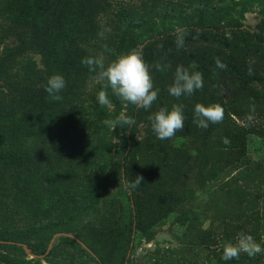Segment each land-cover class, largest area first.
Masks as SVG:
<instances>
[{"label":"trees","instance_id":"obj_1","mask_svg":"<svg viewBox=\"0 0 264 264\" xmlns=\"http://www.w3.org/2000/svg\"><path fill=\"white\" fill-rule=\"evenodd\" d=\"M110 6V0H0V112L5 106H12L26 113L25 125L20 130L11 131L0 125V169L9 171L7 177L0 180V192L6 201L23 208L37 223L46 221L44 226L29 232L33 239L39 241L37 244L22 242L20 237L4 236L0 237V251L26 253L54 264H130L143 220L157 223L172 210L182 208L189 200L184 191L177 189L182 186L183 171L190 162L189 152L185 148L173 146L171 139H157L151 129L148 117L161 107L170 109L173 104L183 105L184 128L175 137H189L203 149L213 131L222 128L219 142L222 143L221 157L225 163H232L235 159L236 162L246 160L249 138L255 134L263 135L261 129L251 124L250 118L264 104V83L260 74L247 64L245 55L217 54L200 49L187 51L181 48L172 49L168 54L163 52L149 56L150 50L161 45L173 46L171 43H175L176 30L150 37L144 47H136L142 51L144 60L153 61L146 63L152 65L150 69L156 77L154 88L159 89L157 100L146 110L148 134L140 142L136 141V130L143 119L144 109L129 104L127 116L132 117L135 123L123 125L122 149L111 172L113 181L127 194L130 220L124 224L115 223L113 218L117 201L112 199L98 225L89 228L90 237L86 240L62 235L59 238L60 245L56 246L54 241L53 248L43 245L44 241L49 242L53 232L70 234L73 228L72 225L65 226V223L52 221L66 210L62 202L67 196L58 183L65 182L66 175L58 174V181L47 193L43 192V184L51 177L47 172L43 173L41 168L33 167L35 163H29L28 157L25 160L26 149L32 141L44 144L73 137L79 124H82L81 119L87 116L86 106L88 112L94 114L98 108L94 105L98 92L110 90L104 89L103 82L97 79L96 74L81 63L87 56L104 52V48L98 51V47L105 44V31L110 26ZM184 29H187L186 43L204 39L226 44L228 32L239 33L248 36L251 50L264 55V38L257 29L234 25L221 28L190 25ZM101 32L104 33L103 37L99 35ZM10 39H13L11 45L7 44ZM28 50L38 53L43 62L44 82L39 88L13 82L9 72L15 58ZM244 53L248 51L244 49ZM217 58L226 68L217 67ZM111 60L107 59L106 63ZM193 62L195 68H192ZM156 63L170 64L171 67L163 72L157 71L154 67ZM178 65L201 72L203 89L179 99L170 96L167 89L173 83ZM57 74L64 77L66 87L58 93L61 99L52 100L44 89L48 78ZM222 80H235L237 83L229 102L222 100L219 89ZM197 103L220 105L224 112L223 121L209 124L206 129L197 127L193 123V109ZM231 116L244 120V124H236ZM224 138L228 139V144L223 143ZM136 156L142 161L143 168L139 175L144 179L141 186L130 188L128 184L137 176L132 167ZM186 229L191 230V233L192 229L196 230L195 218L189 220ZM202 238L205 240V236ZM1 257L6 259L7 256L0 253V260ZM12 261L1 260L0 264L17 262ZM25 263V260L19 262ZM216 264L254 262L246 256L228 261L220 257Z\"/></svg>","mask_w":264,"mask_h":264},{"label":"rangeland","instance_id":"obj_2","mask_svg":"<svg viewBox=\"0 0 264 264\" xmlns=\"http://www.w3.org/2000/svg\"><path fill=\"white\" fill-rule=\"evenodd\" d=\"M110 1V26L105 31V44L98 47V51L105 45L111 50L104 52L106 60L138 46L144 47L150 37L190 25L250 27L257 29L264 38V0ZM226 37V44L195 39L184 42L183 49L245 55L247 64L260 74L264 83V55L251 50L248 36L228 32ZM12 43L13 39L7 41V44ZM171 44L173 46L165 44L150 50L149 56L178 50L176 43ZM244 49L248 53H244ZM145 62L153 63L148 59ZM9 72L15 83L39 88L44 82L41 56L31 50L16 57ZM151 73L154 82V71L151 70ZM236 86L235 80L220 82L223 101H231ZM107 93L112 107H101L96 101L94 105L98 108L91 114L86 106V112L85 109L83 112L87 116L81 119L82 124H79L78 131L70 139H56L44 144L32 141L27 146L25 160L28 157L29 163H35L33 167L41 168L43 173L47 172L51 177L43 184V192L47 193L58 181V174L66 175L65 182H58L67 196L62 202L66 210L52 221L65 223V226L72 225L73 228L70 234L53 232L49 242H43L48 248H53V241L56 246L60 245L59 238L62 235L85 240L90 237L89 228L98 225L112 199L117 201L113 218L115 223L124 224L130 220L127 194L113 181L111 175L122 149L123 125L113 131L107 123L116 120L121 113L128 115L129 104L121 102L111 89ZM147 115L144 109L143 119L136 130L137 142L148 134ZM230 118L238 125L244 124V120ZM25 121L26 113L19 108L5 106L0 112V125L11 131L22 129ZM250 122L261 129L263 135L255 134L249 138L247 158L237 162L236 159L232 163L222 160L223 148L219 142L222 128L213 131L205 149L189 137L171 139L173 146L187 149L191 156L190 162H194L185 166L182 186L177 188L184 191L189 200L182 208L172 210L157 223L143 220L130 264H216L222 256L224 243L234 242L240 232L250 234L264 247V104L250 118ZM199 163L201 165H197ZM142 165L140 157L136 156L132 164L136 175L141 174ZM1 170L0 180L3 181L9 171ZM5 199L0 192V237H20L22 242L37 244L39 241L33 239L29 232L44 226L46 221L37 223L23 208ZM192 218H195L196 230L192 229L191 233V230L186 229V224ZM202 236H205V240ZM0 253L7 256L6 259L1 257L2 261L17 260L15 264L23 260L25 264H54L17 251L1 250ZM241 256L251 259L254 264H264V254L254 258L246 254Z\"/></svg>","mask_w":264,"mask_h":264},{"label":"clouds","instance_id":"obj_3","mask_svg":"<svg viewBox=\"0 0 264 264\" xmlns=\"http://www.w3.org/2000/svg\"><path fill=\"white\" fill-rule=\"evenodd\" d=\"M187 29L177 28L176 30V46L177 49L184 47L185 36ZM103 37L104 33H99ZM111 50L104 46V52ZM104 52L96 56H87L81 60L90 72L96 74L99 81L103 82L104 89H111V92L121 102L134 105L138 109L148 110L157 100L159 89L154 88L152 73L150 66L145 62L143 53L137 48L127 52L117 54L114 59L106 63ZM216 65L219 68H226L218 58ZM157 71H165L171 65H162L156 63L154 65ZM193 62L192 68H195ZM204 86L203 75L199 71H192L183 65L176 67L173 83L168 86L170 96L179 99L182 96H191L197 90H202ZM66 87V81L62 75H53L48 78L45 91L52 100H59L58 95ZM97 101L101 107H112L106 90H101L97 94ZM223 108L218 104L205 106L197 103L193 109V123L200 128L206 129L209 124H218L223 121ZM151 129L157 139L170 140L175 137L178 131L184 128V107L181 104H173L169 109L161 107L156 112L148 117ZM109 127L114 131L117 126L128 125L135 123L130 116L121 113L116 120L107 122ZM223 143L228 144L227 138H224ZM143 176L137 175L136 179L128 184L130 188L141 186ZM241 254H246L250 258L264 254V247L247 233L240 232L237 234L234 242H226L222 248L221 258L225 261L239 259Z\"/></svg>","mask_w":264,"mask_h":264},{"label":"water","instance_id":"obj_4","mask_svg":"<svg viewBox=\"0 0 264 264\" xmlns=\"http://www.w3.org/2000/svg\"><path fill=\"white\" fill-rule=\"evenodd\" d=\"M25 248V246H23ZM26 252L28 253V249L26 250Z\"/></svg>","mask_w":264,"mask_h":264}]
</instances>
